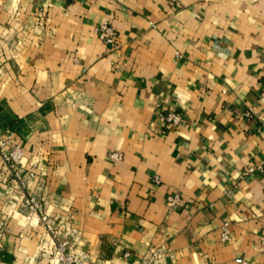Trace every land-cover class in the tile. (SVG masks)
I'll use <instances>...</instances> for the list:
<instances>
[{
  "label": "crops",
  "instance_id": "1",
  "mask_svg": "<svg viewBox=\"0 0 264 264\" xmlns=\"http://www.w3.org/2000/svg\"><path fill=\"white\" fill-rule=\"evenodd\" d=\"M166 110L183 123L165 127ZM8 128L25 194L79 227L92 264L158 247L163 264H264V0H0ZM9 175L0 152V264H56Z\"/></svg>",
  "mask_w": 264,
  "mask_h": 264
},
{
  "label": "built area",
  "instance_id": "2",
  "mask_svg": "<svg viewBox=\"0 0 264 264\" xmlns=\"http://www.w3.org/2000/svg\"><path fill=\"white\" fill-rule=\"evenodd\" d=\"M170 1L177 5L181 3V0ZM95 30L103 42L114 48L118 46V32L110 22L103 21L98 23ZM177 54H179V51H177ZM160 120L165 127L170 128L181 125L184 117L174 110H166L160 113ZM0 152L4 163L10 170L9 185L20 198L21 206L24 209H29L30 215L39 214V222L53 239L54 262L56 264H92L93 259L90 253L81 245L79 227L57 224L46 211L40 212L41 202L36 194H25L29 178L23 173L21 163L26 155V147L18 141L14 129L8 128L0 133ZM111 156L119 159L122 157V152L118 150L112 151ZM154 179L159 182L161 177L155 175ZM167 203L169 209H176L182 203L181 194L178 192L170 193L167 197ZM231 231V223L229 221L224 222L221 239L223 241L229 240ZM167 252L168 249L163 247L151 249L137 264H163L166 260ZM125 255L129 256L130 252H125ZM97 264H110V262L103 261Z\"/></svg>",
  "mask_w": 264,
  "mask_h": 264
}]
</instances>
